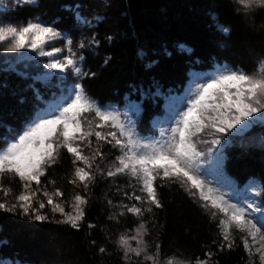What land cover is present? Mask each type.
Listing matches in <instances>:
<instances>
[{
	"label": "trees",
	"instance_id": "obj_1",
	"mask_svg": "<svg viewBox=\"0 0 264 264\" xmlns=\"http://www.w3.org/2000/svg\"><path fill=\"white\" fill-rule=\"evenodd\" d=\"M76 6L92 24L77 20ZM8 12L13 22L35 17L56 21L58 30L68 38L84 43L80 67L89 75L80 79L86 95L119 112L123 119H131L138 137L147 140L157 138L160 126L155 118L162 115L167 98L191 93L196 77L217 73L222 66L251 74L264 59V7L246 12L237 0H37ZM217 21L230 32H221ZM83 30L88 31L85 36ZM3 66L0 64V145L4 137L25 130V121L42 108L45 94L50 93L33 74L22 73L20 68L6 72ZM132 106L140 109L136 115L129 111ZM88 113L95 117L94 112ZM82 119L85 121L84 114ZM143 125L149 130L144 131ZM256 134L264 136V123L254 126L247 137ZM244 141L235 140L226 151L222 174L239 189L252 185L259 189L264 185V145ZM102 152L107 157L111 154L106 149ZM72 159L61 148L56 162L44 168L38 191L54 194L59 189V198L66 203L75 194L84 195L88 203L80 227L57 223L64 218L47 202L41 214L48 219L43 221L18 210L0 209V263L144 264L143 257L129 254L125 258L116 243L143 219L149 250L159 244L162 259L181 257L195 264L197 258L204 259L211 252L209 264H249V253L239 237L233 239L231 249L220 250L223 236L218 224L223 214L213 217V210L190 195L181 181L157 178L162 208L153 205V211L142 218L126 211L120 215L122 181L95 173L96 180L88 189L72 184ZM0 186V202H15L23 189L19 177L11 174L2 177ZM3 188L11 190L7 197ZM101 247L106 251L101 253ZM253 264H260L259 257H254Z\"/></svg>",
	"mask_w": 264,
	"mask_h": 264
},
{
	"label": "snow or ice",
	"instance_id": "obj_2",
	"mask_svg": "<svg viewBox=\"0 0 264 264\" xmlns=\"http://www.w3.org/2000/svg\"><path fill=\"white\" fill-rule=\"evenodd\" d=\"M22 2L29 5L35 4L37 0ZM237 2L246 12H254L257 8L264 7V0ZM5 4L6 0H0V5ZM20 5L21 0H15V4L8 0L6 7L14 8ZM74 15L84 23L88 22L79 12V6H76ZM217 25L221 32H230L229 28L219 25L218 21ZM50 42H62L64 48L55 47ZM46 45L50 50H45ZM72 45L73 40L68 38L63 30H58L56 21H43L40 17H35L29 19L26 24L14 23L8 11L0 12V50L5 53H20L21 50L27 49L41 58H46L44 67L54 71L45 73V80L50 76H59L61 81H66L67 75H61L64 73L75 76L77 80L89 75L79 66L83 57L73 52ZM79 47L84 48L85 44L80 43ZM65 49L66 55L63 54ZM26 59L32 57H18L19 61ZM4 71L14 72L16 69L9 66ZM35 91L37 99H40L39 90ZM179 107L185 106L181 104ZM179 107L169 117L175 123L167 134L162 132L159 140H144L135 132V122L131 119H121L119 112L97 104L85 94L82 84L74 82L71 88L66 90V94L56 97L46 108L28 117L23 134L17 131L3 138L0 145V177L5 174L18 176L23 182V191L15 196L13 203H8L7 200L0 202V209L8 212L18 210L38 221L48 219L40 212V209L45 208V202H37L34 199L35 193L31 190L33 182L37 186L40 185L44 168L56 162L61 148L67 149V152L72 154L75 167L71 183L79 182L84 189H88L96 180L95 172H103L99 164H96L94 172L93 164L97 158L104 159L101 147L103 144H109L119 151V155L115 157L113 166L107 170V177L129 174L140 185V194L133 190L131 195L127 192L124 195L129 200L140 202L141 206L136 203L131 206L125 204L121 206L124 211L142 218L145 212L153 211V205L162 208L157 193V178L179 180L188 186L190 195L195 197L199 194L206 208L210 205L212 209L223 214L218 224L223 236L219 243L220 250L225 246L229 249L233 247L235 240L232 239V233L236 230L240 233L239 239L243 242L244 249L249 253V264H253L256 254L259 255L260 264H264V185L259 189L255 185L249 186L242 194L234 189L238 199L236 203H232L231 199H225L223 194H217L208 187L200 176V165L204 162L219 170L223 156L218 146H221L222 139L229 138L233 129L239 132L253 124L257 113L261 116V123H264V70L253 75L238 69H224L214 73L206 78V82L195 85V91L187 98L186 110L180 111ZM129 111L131 115H136L140 109L132 106ZM88 112H94L100 123L93 125L92 121H88L85 124L82 114ZM105 127L110 130L103 131ZM204 135L210 139H200ZM93 136L96 141L95 148L92 145ZM13 140L15 142H10ZM200 144L206 146L203 151L199 148ZM81 145L92 149L91 154L85 156ZM81 162L84 167L78 166ZM2 190L5 197L11 191L8 188ZM54 195L60 196L62 193L57 189ZM44 196L47 197V204L51 205L53 212L58 211L65 217L56 221L57 223L69 224L74 229L80 227V221L85 217L83 206L88 203L85 196H74V214L65 213L59 203L53 202V196L48 192L45 191ZM124 211L120 212V215H123ZM217 212H212L213 217ZM147 235L148 229L141 219L136 235L121 234L116 243L123 249L125 258L129 253H133L137 258L143 255L144 264L148 261H151V264H159L160 245L156 244L154 250L149 253V245L144 239ZM132 240L136 241L135 248L131 246ZM99 251L103 253L106 249L101 247ZM211 257L212 253L206 252L205 258H197L195 264H209ZM167 264H172V261L168 260Z\"/></svg>",
	"mask_w": 264,
	"mask_h": 264
},
{
	"label": "rangeland",
	"instance_id": "obj_3",
	"mask_svg": "<svg viewBox=\"0 0 264 264\" xmlns=\"http://www.w3.org/2000/svg\"><path fill=\"white\" fill-rule=\"evenodd\" d=\"M7 2H8V0H6V4L5 5H0V12H5V11H8L10 9V8L6 7ZM11 2H12V4H15V0H11ZM21 4H23L22 0H21ZM242 8H243V6H242ZM83 18L85 20H87L88 22L84 23L79 18L81 23H83V24H92L91 23L92 19H88V18H85V17H83ZM28 20L19 21V22L26 24ZM14 23H15V21H14ZM85 32H88V31L83 30L82 31V35L85 36ZM82 39H84V38H82ZM50 43H52V45L55 46V47L64 48V44L62 42H50ZM79 45H80V42L73 41L72 49H73V52H75L77 54V56H81L80 55L81 48L79 47ZM45 50H50V48L47 47V45H46L45 46ZM63 54H65V55L67 54V50L66 49H65ZM21 55H24L26 57H32V59H26V60H23V61H19L18 57L21 56ZM46 63H47V59L46 58H41V57L38 56V54L33 53V52H31L30 50H27V49L21 50L20 53H5L2 50H0V64L5 65V66H3L4 69L5 68H9V66L14 67V68H20V69H22V70H24V71H26L28 73L36 75L41 80H43L44 83L47 86L50 87V88H48V91H47V92H50V93H46V99H44V101H43L44 103L42 104V109L46 108L47 107L46 104L48 105L56 97L60 96L61 94H66V90L70 89L74 82L81 84V79L77 80L75 78V76L68 75L67 73L61 74V75H67V80L66 81H61L59 76H50L48 78V80L43 79L45 73H52L54 71V70H51V69H46L44 67V65ZM80 64H81V62H80ZM80 64H79V66H80ZM224 69H228V68H222L220 71H222ZM262 70H264V59L259 61V64L257 65V69L253 73H251L249 75L257 74V73L261 72ZM210 76H212V74H208V75H205V76H199L195 80L194 86L197 83L206 82V78L210 77ZM194 91H195V88H194L193 92ZM193 92L187 93V94H185L183 96H171V97L167 98L166 104H165V107H164V111H163V114L161 116V119H160V117H157V122L160 123L159 126H160V129H161V133L165 132L167 134V132L170 130V128L174 125L175 121L174 120H170L169 117L172 115V113H173V111L175 109H177L181 104H183L185 107H179V110L180 111L186 110L187 98ZM42 109H40V110H42ZM249 119H252V118H249ZM84 120H85L84 121L85 124H87L88 121H92L93 125H96V124L100 123L98 119H96L95 117H92L89 113H84ZM245 123H247V122H245ZM262 124L263 123H261V116H260L259 113H257L256 116H255V122L253 124L249 125L246 128H243L239 132H237L236 129H233L232 133L229 134V138L227 140L222 139V144H221V146H218V147L221 150V153H222V156H223V161H224V157H225L226 151L235 143V140H237V139H241V138L245 139L246 141H244V142L247 145H249V144H254V145L258 144V145H260L261 144V146H263L264 145V136L256 134V135L250 136L249 138L247 137L248 132H250L254 128V126L262 125ZM237 127L240 128L241 126H237ZM109 130L110 129L108 127H105L103 129V131H105V132H107ZM18 131H19V134H23L22 130L19 129ZM160 137H161V135H160ZM16 139H18V136L16 137ZM159 139H151V140H159ZM200 139H210V137L207 136V135H204V136L200 137ZM92 145H93V148L96 147V141H95V137L94 136L92 137ZM81 147L83 148V154L85 156H88V155L91 154L92 149H88L84 145H81ZM205 147L206 146L203 145V144L199 145V148L202 151L205 149ZM103 149H106L107 151H109L111 153L109 157H107L104 154V152H102ZM101 152L104 154V159L101 160L100 158H97V160L93 164V171L95 172L96 164H99L101 169H103V172H95V173L96 174L98 173L99 175L104 177V176H107L106 175L107 170L110 167L113 166V161L115 160V157L117 155H119V151L117 149L112 148V146L109 145V144H103V146L101 147ZM78 166L84 167L82 162L79 163ZM221 168H222V165L220 166L219 170H217V168L214 167V166L210 167L208 162L202 163L200 165V176H201V179H203L205 181V183L208 185V187H210L214 191H216L217 194H223L226 199H231V202L236 203L237 199H238V196H237L236 192L234 191V189L239 190V192L241 194L243 193L244 190L239 189L237 186H232V184L229 181L224 179L223 176H222ZM7 175H10V174H7ZM114 178L120 179L122 181L121 183H123L124 186H125L123 195H122L121 199L119 200V204L121 206L125 205V204L131 206L132 203H136L137 206H141L140 202L129 200L124 195L125 192H127L129 195H131L133 193V190H135L136 194H140V192H139L140 185L137 183L136 179L134 177H132L131 175H129V174H120V175H117ZM1 180H2V177H0V182H1ZM158 180L161 181L162 178L158 177ZM165 180H168V179H165ZM22 187H23V182H22ZM0 188H1V186H0ZM31 190L35 193L34 199L37 202L43 201L46 204L47 201H45V200H47V197L44 196V192L45 191L39 192L38 191V186L36 185L35 182L32 183ZM22 191H23V189H22ZM48 194L53 196V202L54 203H59L64 208L65 213H73L74 214L75 209H74L73 205L75 204L74 196L76 194L72 197V199L70 200L71 202H69V203H66L63 199L59 198V196H55L54 194H51V193H48ZM195 197H199V194L197 193V195ZM204 205H205V202H204ZM36 206L38 207V203H37ZM121 206H120L119 209L122 212V211H124V209ZM143 206L147 207V205H143ZM208 207L211 208L210 205ZM83 208H85V205L83 206ZM212 210H213V212H217V210H215V209H212ZM42 211H43V209H40V212H42ZM218 214H219V212H217L216 215H218ZM63 218H65V217L63 216ZM136 229H137V227H135V229L132 230V231H126V232H124L122 234L126 235V236H134V235H136ZM239 236H240V233L238 231H236V230H233L232 239H234L236 237H239ZM144 239H145V237H144ZM130 243H131V246L133 248H135L137 246L135 240L130 241ZM249 243L250 244L252 243L251 238H249ZM256 246H258V244ZM256 246L253 247V252H255V247ZM149 253H151L150 250H149ZM129 254L134 255L133 253H129ZM256 256L259 257L258 254H256ZM141 257H143V255H141ZM168 260H171L172 264H190L187 260H185V259H183L181 257H168V258H163V259L161 257H159V264H167ZM0 264H22V263L3 262V263H0ZM24 264H28V263H24Z\"/></svg>",
	"mask_w": 264,
	"mask_h": 264
}]
</instances>
